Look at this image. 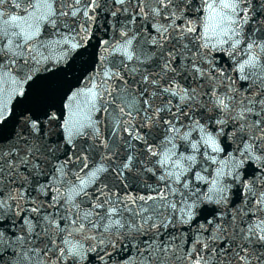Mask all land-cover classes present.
I'll return each instance as SVG.
<instances>
[{
    "label": "snow or ice",
    "instance_id": "snow-or-ice-1",
    "mask_svg": "<svg viewBox=\"0 0 264 264\" xmlns=\"http://www.w3.org/2000/svg\"><path fill=\"white\" fill-rule=\"evenodd\" d=\"M0 264H264V0H0Z\"/></svg>",
    "mask_w": 264,
    "mask_h": 264
},
{
    "label": "water",
    "instance_id": "water-1",
    "mask_svg": "<svg viewBox=\"0 0 264 264\" xmlns=\"http://www.w3.org/2000/svg\"><path fill=\"white\" fill-rule=\"evenodd\" d=\"M49 99H50V96L47 93L46 87L43 85L39 86L35 100H34V104L42 105L46 103Z\"/></svg>",
    "mask_w": 264,
    "mask_h": 264
}]
</instances>
